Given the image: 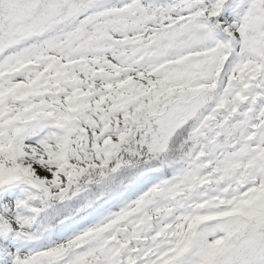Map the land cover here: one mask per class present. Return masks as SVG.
I'll return each instance as SVG.
<instances>
[{
    "label": "snow or ice",
    "instance_id": "obj_1",
    "mask_svg": "<svg viewBox=\"0 0 264 264\" xmlns=\"http://www.w3.org/2000/svg\"><path fill=\"white\" fill-rule=\"evenodd\" d=\"M0 264H264V0H0Z\"/></svg>",
    "mask_w": 264,
    "mask_h": 264
}]
</instances>
